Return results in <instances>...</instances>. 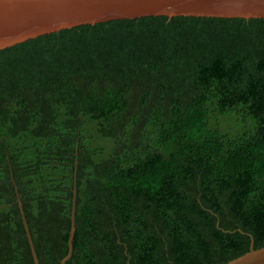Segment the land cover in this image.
<instances>
[{
	"label": "trees",
	"instance_id": "16d2710c",
	"mask_svg": "<svg viewBox=\"0 0 264 264\" xmlns=\"http://www.w3.org/2000/svg\"><path fill=\"white\" fill-rule=\"evenodd\" d=\"M24 217L39 264L263 248L264 19L114 20L1 50L0 264H35Z\"/></svg>",
	"mask_w": 264,
	"mask_h": 264
},
{
	"label": "water",
	"instance_id": "95a60500",
	"mask_svg": "<svg viewBox=\"0 0 264 264\" xmlns=\"http://www.w3.org/2000/svg\"><path fill=\"white\" fill-rule=\"evenodd\" d=\"M150 16L264 19V0H0V51L82 25ZM24 222L39 264L25 217ZM74 232L75 226L71 239ZM226 264H264V247Z\"/></svg>",
	"mask_w": 264,
	"mask_h": 264
},
{
	"label": "clouds",
	"instance_id": "9594fccd",
	"mask_svg": "<svg viewBox=\"0 0 264 264\" xmlns=\"http://www.w3.org/2000/svg\"><path fill=\"white\" fill-rule=\"evenodd\" d=\"M261 249V248H260Z\"/></svg>",
	"mask_w": 264,
	"mask_h": 264
}]
</instances>
